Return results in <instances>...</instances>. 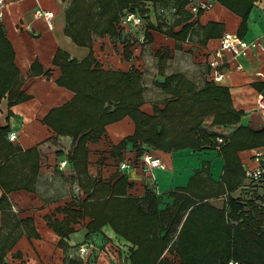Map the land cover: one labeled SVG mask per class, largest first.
<instances>
[{
  "label": "crops",
  "instance_id": "1",
  "mask_svg": "<svg viewBox=\"0 0 264 264\" xmlns=\"http://www.w3.org/2000/svg\"><path fill=\"white\" fill-rule=\"evenodd\" d=\"M70 2L71 0H5L1 9L0 24L13 51L20 89L28 95L27 99L10 107L6 95L0 99V125H8L9 128L4 143L10 145V148H20L19 152L35 147L38 153L37 171L32 178L28 176L30 166H22L18 151L7 161L12 165L9 172L14 175L12 178L25 179L29 182L28 188L18 186L5 190L0 185V252H3V260L7 264H66L72 258L80 259L81 264H128L129 249L133 246L116 234L109 224L88 232L86 225L90 217L86 215L70 221L69 227L72 231L63 237L47 223V218L61 221L67 215L61 208L68 207L70 201L80 203L86 197L78 182L81 176L77 175L69 159L73 146L72 137L55 134L43 122L44 116L51 108L62 105L74 95L72 90L56 83L61 72L59 66L53 63L55 52L60 49L68 53L70 58L80 61L90 51L87 45L76 43L65 32V9ZM189 4L190 2L186 6V12L189 15L191 31L186 41H177L162 32L148 28V25L144 26L145 17L143 24L139 26H131L116 19L113 23L114 33L92 34L91 50L95 60L103 69L128 71L134 67L143 72L146 52L151 49L154 54L166 52L168 55L164 66L165 74L181 72L195 85L200 86L206 80H212L207 63L208 55L219 47L223 32L238 34L241 17L219 0H214L210 8L197 14L191 13ZM37 7L53 11L51 25H48L43 17L34 14ZM147 14L148 20L153 22L154 15L148 12ZM166 14L167 18L159 19V22L164 24L163 28L172 26L177 17L176 14L172 17ZM183 23L174 25L173 31H178ZM145 32H149L151 41L145 38ZM239 36L246 39L259 38L264 45V0H253L245 31ZM127 43L131 44L128 59L123 54ZM222 60L224 76L216 83L229 88L233 106L243 112L236 126L260 130L264 123L257 108V95L264 93V50L236 58L224 52ZM34 62L35 73H31ZM238 63L240 68L236 67ZM38 69L42 72H37ZM155 79L160 86L164 75L158 74ZM162 106V101L146 99L140 109L147 114H153L156 107ZM233 128L234 125H230L225 131L230 132ZM133 131L134 122L126 115L108 123L104 133L95 139L86 141L87 172L90 177L108 181L126 173L127 195L141 197L145 194L146 186H151L152 174L157 181L160 192L158 195H161L163 201L169 202L172 200L169 192L185 186L189 178L202 166L208 167L209 175L214 181L220 180L224 163L219 146L200 149L185 147L165 151L147 144L138 146L128 143L118 152L112 153L113 146ZM10 134H14V137L10 138ZM5 145L0 146V164L4 160ZM138 147L142 152L149 150L158 155L163 166L144 170L138 164L142 154L137 150ZM208 150L214 151L213 156L201 159L200 162L199 159ZM256 151L264 154V145L237 152L243 174L241 182L228 192L229 195L258 196L264 200V183L253 182L245 185L244 179V170L256 165L253 157ZM214 156L217 157L216 166L213 164ZM123 158H129L126 161L135 166L120 170L118 164L124 161ZM63 160H66L65 164H61ZM190 160L195 161L193 163ZM178 163L180 166L177 167ZM177 168L180 169L177 171ZM225 197L226 194L223 193L210 197L209 201L220 208L224 205ZM164 206V203L158 205L159 208ZM72 208L77 209L78 206L74 205ZM26 219L29 221L26 222ZM59 241H62V244H59ZM82 243H87L88 246L80 256L78 246ZM163 256L170 264L178 263V256L174 254L164 252Z\"/></svg>",
  "mask_w": 264,
  "mask_h": 264
},
{
  "label": "trees",
  "instance_id": "2",
  "mask_svg": "<svg viewBox=\"0 0 264 264\" xmlns=\"http://www.w3.org/2000/svg\"><path fill=\"white\" fill-rule=\"evenodd\" d=\"M145 1L161 0H71L65 9V32L76 43L87 45L90 51L80 61L60 49L55 52L53 63L61 72L56 83L72 90L74 95L51 108L43 122L55 134L72 137L69 159L81 176L78 182L86 197L80 203L70 201L68 207L61 208L67 212L61 221L47 218V223L61 237L72 231L69 222L82 215L90 217L86 225L88 232L109 224L116 234L133 245L129 249L128 264H170L164 252L178 256L177 264H227L230 260L238 264H264V200L258 196L228 194L241 182L243 174L237 152L264 145V126L260 130L236 126L243 112L233 106L228 87L213 80L197 87L181 72L164 74V52L157 54L158 73L164 75L160 88L166 97L162 107L147 114L140 109L145 102L142 72L134 67L128 71L103 69L93 56L92 34L114 33L113 23L122 11L141 7ZM169 1L177 15L172 26L163 28V22L157 21L155 25L148 24V28L182 41L191 31L186 12L189 0ZM219 1L240 15L237 33L242 35L253 0ZM141 10L145 14L146 10ZM182 22L181 28L173 31L174 25ZM144 36L151 41L149 32ZM130 45L124 46L126 59L130 57ZM34 66L35 62L31 73H35ZM20 86L13 51L0 24V99L6 95L9 107L27 99ZM126 115L133 120L134 131L115 144L112 153L128 143L147 144L165 151L219 146L224 163L220 180L214 181L208 167L202 166L185 186L169 192L172 197L169 202L163 201L148 185L141 197L127 195L126 173L108 181L90 177L86 141L95 139L104 133L108 123ZM230 125L234 128L226 132L225 128ZM8 130V125H0V146L5 145ZM220 135L223 140L219 143L216 138ZM9 146L5 145L4 160L0 164V185L5 190L18 186L28 188L29 182L25 179H13L14 175L9 174L12 165L7 161L18 151L22 166H30L28 176L32 178L37 171L36 148L19 152L20 148ZM137 150L142 152L139 147ZM223 193L226 197L222 207L209 201L210 197ZM159 203L165 206L159 208ZM74 205L78 208H72ZM0 264H7L3 252H0ZM66 264H81V260L72 258Z\"/></svg>",
  "mask_w": 264,
  "mask_h": 264
},
{
  "label": "built area",
  "instance_id": "3",
  "mask_svg": "<svg viewBox=\"0 0 264 264\" xmlns=\"http://www.w3.org/2000/svg\"><path fill=\"white\" fill-rule=\"evenodd\" d=\"M214 0H201L197 2H192L189 0V9L191 13L197 14L199 11L208 9L212 6ZM5 0H0V14L1 9L4 6ZM36 16H41L44 18L48 25L52 23L53 11L37 7L34 11ZM118 20L120 22L126 23L131 26H139L143 24L144 14L140 13L138 9H124L119 15ZM264 45L261 43L259 38L246 39L239 36L238 34L225 31L220 36L219 47L210 52L207 58V63L209 66V74L211 79L214 82L220 81L224 73L222 71V66L224 61L222 56L224 52H228L232 58L247 56L249 53L254 51H263ZM237 68H240L241 65L238 63ZM257 108L261 114L262 121L264 123V93L260 92L257 95ZM10 138L14 137V134L9 135ZM217 142H222L223 136H217ZM256 165L244 170V179L245 185H249L253 182L264 183V154L261 151H256L253 154ZM66 160H63L61 164H65ZM138 164L144 170H152L155 167H162L161 158L158 155L153 154L149 150H145L139 157ZM135 164L132 162L122 161L118 164L120 170L124 171L131 167H134ZM151 186L155 194H160L157 187V183L153 175H150ZM87 243H82L78 246V253L82 256L87 248ZM227 264H238L237 261L230 260Z\"/></svg>",
  "mask_w": 264,
  "mask_h": 264
},
{
  "label": "rangeland",
  "instance_id": "4",
  "mask_svg": "<svg viewBox=\"0 0 264 264\" xmlns=\"http://www.w3.org/2000/svg\"><path fill=\"white\" fill-rule=\"evenodd\" d=\"M148 6H150V7L148 8ZM134 8L138 9L139 11H142L141 8L146 10V11H143V13H145L144 17L146 19L144 22V26H146V27L148 24H154L155 25L156 22L159 21V19L163 20V19L167 18L166 13L171 15V17L175 14L172 3L169 0H161L159 2L145 1L144 3L141 4V7L135 6ZM147 12L152 13L154 15L153 22L148 20L149 15L147 14ZM186 39H187V37H185L184 41H186ZM144 44H147V43H144ZM145 56L146 57H145V64L143 66V72L141 71L142 72V82H143V86H144V98H145V100L146 99H155L156 102L157 101H163L164 98L166 97V94L163 93V91L161 90V88L159 86V82L155 79V76L159 74L158 73L159 72L158 67H159V63H160L159 56H158V54H154L151 49H149V51L146 52ZM163 56L164 57L166 56L164 64H163L165 66V64H166L165 62H166L168 55L165 52ZM163 69H164V74H165L166 69L165 68H163ZM196 86L198 87V86H200V84L199 85L196 84ZM213 152H214L213 150H208V152L205 153L203 155V157H201L199 159L200 162H201V159H207L208 157L213 156L212 155ZM214 157H215V159L214 158L213 159L215 161L213 162V164H214V166H216L215 162L217 160V157L216 156H214ZM123 159H124V161L129 160V158H123ZM190 161H192V160H190ZM194 161L195 160H193L192 162L194 163ZM178 166H180V163L177 164V167ZM179 169L180 168H177V171ZM215 173H217V171ZM177 176H179L178 173H177ZM156 183H157V181H156ZM175 185L176 184H174V187H175ZM157 187H158V185H157Z\"/></svg>",
  "mask_w": 264,
  "mask_h": 264
}]
</instances>
